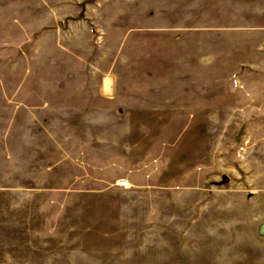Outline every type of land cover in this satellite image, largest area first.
Returning <instances> with one entry per match:
<instances>
[{"label":"rangeland","instance_id":"obj_1","mask_svg":"<svg viewBox=\"0 0 264 264\" xmlns=\"http://www.w3.org/2000/svg\"><path fill=\"white\" fill-rule=\"evenodd\" d=\"M0 264H264V0H0Z\"/></svg>","mask_w":264,"mask_h":264},{"label":"built area","instance_id":"obj_2","mask_svg":"<svg viewBox=\"0 0 264 264\" xmlns=\"http://www.w3.org/2000/svg\"><path fill=\"white\" fill-rule=\"evenodd\" d=\"M120 185H122L124 188H129V184L125 180L120 181Z\"/></svg>","mask_w":264,"mask_h":264},{"label":"bare ground","instance_id":"obj_3","mask_svg":"<svg viewBox=\"0 0 264 264\" xmlns=\"http://www.w3.org/2000/svg\"><path fill=\"white\" fill-rule=\"evenodd\" d=\"M110 80H108L107 82H106V89L107 90H110V82H109Z\"/></svg>","mask_w":264,"mask_h":264}]
</instances>
